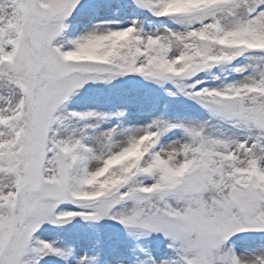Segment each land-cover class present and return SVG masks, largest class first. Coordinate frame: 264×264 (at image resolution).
<instances>
[{
  "label": "snow or ice",
  "instance_id": "obj_1",
  "mask_svg": "<svg viewBox=\"0 0 264 264\" xmlns=\"http://www.w3.org/2000/svg\"><path fill=\"white\" fill-rule=\"evenodd\" d=\"M137 78L190 108L87 98ZM77 217L163 244L115 264H264V0H0V264H100L38 235Z\"/></svg>",
  "mask_w": 264,
  "mask_h": 264
},
{
  "label": "rangeland",
  "instance_id": "obj_2",
  "mask_svg": "<svg viewBox=\"0 0 264 264\" xmlns=\"http://www.w3.org/2000/svg\"><path fill=\"white\" fill-rule=\"evenodd\" d=\"M138 81L139 78H137V81L132 82H113L108 86L101 85L94 93L87 94V98L92 100L99 99L102 101L106 97L112 96L121 101L130 102L133 105L130 109L136 111V113L137 106L143 104L145 110L150 111L152 115L163 113L166 117L172 115L173 111L176 109L190 108L189 102L185 101L183 98L170 100L168 97L164 96L159 89H155L149 84ZM119 83L122 84L120 85ZM165 103L169 105L168 109L163 107ZM61 207H64V205ZM71 209L72 208H69V210ZM75 219L66 224L56 225L54 227L51 224L45 223L38 235H40L41 238L51 239L60 244L74 245V251L78 254L85 251L90 255L99 253V260L103 259L105 262L111 261L112 264H115L117 260L122 258L131 260L132 254L129 250L135 247L137 243L144 247H150L153 252L157 251V245L159 244L160 251L163 250L162 243H152V240L145 238L134 240L128 235L126 230L121 232L119 230L107 228L105 225H97L96 223L81 228V226L78 225V221ZM115 232L121 240L112 242ZM119 237L117 239H119ZM42 264H64V261L55 257H46Z\"/></svg>",
  "mask_w": 264,
  "mask_h": 264
}]
</instances>
